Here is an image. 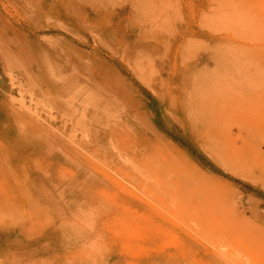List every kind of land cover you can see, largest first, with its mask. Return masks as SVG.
<instances>
[{"label":"rangeland","instance_id":"374dc122","mask_svg":"<svg viewBox=\"0 0 264 264\" xmlns=\"http://www.w3.org/2000/svg\"><path fill=\"white\" fill-rule=\"evenodd\" d=\"M0 264H264V0H0Z\"/></svg>","mask_w":264,"mask_h":264},{"label":"bare ground","instance_id":"6f19581e","mask_svg":"<svg viewBox=\"0 0 264 264\" xmlns=\"http://www.w3.org/2000/svg\"><path fill=\"white\" fill-rule=\"evenodd\" d=\"M109 177V176H108ZM110 178V177H109ZM112 179V178H111ZM112 185H113V187H115L118 191H120L122 194H124L125 196H129L131 193L128 191V190H126V189H123L124 187H122L121 185H118V184H116V183H114V182H116V181H114V179H113V181H111V180H108ZM114 188V189H115ZM133 195V194H132ZM131 195V196H132ZM136 195V194H135Z\"/></svg>","mask_w":264,"mask_h":264}]
</instances>
